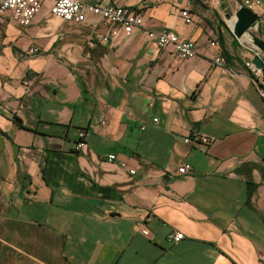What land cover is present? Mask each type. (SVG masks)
Returning a JSON list of instances; mask_svg holds the SVG:
<instances>
[{"label":"crops","instance_id":"crops-1","mask_svg":"<svg viewBox=\"0 0 264 264\" xmlns=\"http://www.w3.org/2000/svg\"><path fill=\"white\" fill-rule=\"evenodd\" d=\"M85 1L142 12L144 27L105 42L102 17L68 22L46 2L0 30V264H264V98L246 66L264 53L233 34L236 1ZM194 131L214 141L185 143Z\"/></svg>","mask_w":264,"mask_h":264},{"label":"built area","instance_id":"built-area-1","mask_svg":"<svg viewBox=\"0 0 264 264\" xmlns=\"http://www.w3.org/2000/svg\"><path fill=\"white\" fill-rule=\"evenodd\" d=\"M235 1L238 9L245 7L255 12L262 4L261 0ZM46 2H51L50 12L54 16L68 22L82 23L86 21L88 15L90 14L102 17L114 27L110 36L103 38L105 42H108L111 37L118 36L120 31L125 36H130L135 30L144 27L145 17L142 12L127 9L115 2H110L107 5H101L99 3H91L85 0H0V30L4 25L5 15L7 12H11L20 25L29 26ZM213 2L217 5H221L223 0H213ZM181 16L187 24L193 23V15L190 11L182 10ZM231 29L233 31V23L231 25ZM147 34L149 38L155 41L159 49L172 47L174 53L179 58L191 59L197 55L195 41L190 39H181L179 35L173 31L149 30L147 31ZM211 46L218 47V42L212 41ZM27 51L32 54L39 53V49L37 47H31ZM215 63L219 66H225L227 64V59L225 56L220 55L215 59ZM246 66L250 69L251 74L254 76L253 80L258 86L261 96L264 98V73L262 69L258 68L251 61L247 62ZM157 121L158 119H154V122ZM84 137V132L80 133L81 141L77 144L78 149L84 146ZM184 141L190 145H210L214 139L203 136L199 132L194 131L191 135L185 137ZM108 159L113 162L117 160V156L111 154L108 156ZM121 166L125 168L126 164L122 162ZM191 171L192 166L190 164H184L179 168L180 174H188ZM131 173L134 174L135 171L132 170ZM142 233L147 237L150 236V231L146 227H143ZM167 239L170 243H178L184 239V234L174 231L168 234Z\"/></svg>","mask_w":264,"mask_h":264},{"label":"water","instance_id":"water-1","mask_svg":"<svg viewBox=\"0 0 264 264\" xmlns=\"http://www.w3.org/2000/svg\"><path fill=\"white\" fill-rule=\"evenodd\" d=\"M258 20L259 15L255 11L245 7L239 8L234 15L232 32L239 39L246 38L249 43L264 53V40L253 32ZM253 63L264 73V61L260 56H256Z\"/></svg>","mask_w":264,"mask_h":264},{"label":"rangeland","instance_id":"rangeland-1","mask_svg":"<svg viewBox=\"0 0 264 264\" xmlns=\"http://www.w3.org/2000/svg\"><path fill=\"white\" fill-rule=\"evenodd\" d=\"M253 32H254L255 34H257V35H260L259 32H255V31H253Z\"/></svg>","mask_w":264,"mask_h":264},{"label":"trees","instance_id":"trees-1","mask_svg":"<svg viewBox=\"0 0 264 264\" xmlns=\"http://www.w3.org/2000/svg\"><path fill=\"white\" fill-rule=\"evenodd\" d=\"M226 58V57H225ZM227 59V58H226ZM228 61V60H227ZM252 78H254V76L251 74Z\"/></svg>","mask_w":264,"mask_h":264}]
</instances>
